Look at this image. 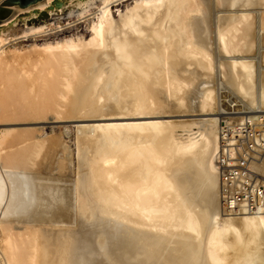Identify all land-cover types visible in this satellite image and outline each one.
<instances>
[{
  "label": "bare ground",
  "instance_id": "obj_1",
  "mask_svg": "<svg viewBox=\"0 0 264 264\" xmlns=\"http://www.w3.org/2000/svg\"><path fill=\"white\" fill-rule=\"evenodd\" d=\"M34 2L54 21L0 31V124L116 122L75 130V229L35 217L61 137L0 132V264H264V214L223 208L216 163L220 91L264 110V0Z\"/></svg>",
  "mask_w": 264,
  "mask_h": 264
},
{
  "label": "rangeland",
  "instance_id": "obj_2",
  "mask_svg": "<svg viewBox=\"0 0 264 264\" xmlns=\"http://www.w3.org/2000/svg\"><path fill=\"white\" fill-rule=\"evenodd\" d=\"M33 5H35V6H33ZM8 7H10V8H8ZM31 7H33V8H31ZM36 7H37L36 2H32V3H29L27 5H22L20 2L11 3V0L3 2L2 4H0V9L7 10V14L4 17L0 16V22H3V24L0 23V31L5 29V27L7 25L8 26L6 28H7V30H10V33H11L12 31L13 32H20L23 28H26V25L27 26H33V25H38L39 23H42V22L50 21V20L54 21V16L51 17L50 16L51 13L46 12V11H48L47 7H43V9H41V8L39 9V7H37L38 10L36 9ZM58 10H60V8H58ZM25 14L27 16H25ZM34 16H36V17H34ZM11 17H13V18H11ZM31 17H33V18H31ZM4 22H5V24H4ZM17 24H19V26ZM11 26L14 27V29L11 28ZM74 28H70V30L65 29L64 31H60L57 34L62 35V33H63V35H69V34H71L70 32H72V31H73L72 34L77 33V32L84 33V26L79 27L78 28L79 30L78 29L76 30V27H74ZM51 36H53V35H51ZM30 38H31V40H30ZM44 38L46 39L47 37H42L40 35H37L35 37H29V39L25 40V41L19 40L20 43L21 42H23V43L20 44L18 42L17 46L20 44L19 47H26L27 45L35 43V42L40 44L45 40ZM263 51L264 50H261L260 54ZM263 55H264V52H263ZM224 90L228 91L227 89H224ZM221 93H222V91H220V95H221ZM176 118L177 119L181 118L184 120L187 118L191 119L193 117L191 115H185L184 117L180 116V117H176ZM90 119L91 118L86 119V120L85 119H82V120H76L75 119V120L59 121V120H56L55 118L53 119V117L49 116V118L45 121L43 120V121H37V122H25V123L24 122L23 123L22 122H16V123H12V124H10V123L0 124V132L3 129H6V127L7 128H13V127L16 128L17 127L16 128L17 130H19V128H20V130H26L28 128L31 130V128H34L33 130L36 129V131H37L36 136H37L38 140H41V139L43 140L46 138L54 137L56 135L61 137L62 146L58 149L57 155L54 158L55 160L57 159V161L52 160V162H51L52 164L50 162H46L47 165L45 163V167L46 166L48 167V165H49L48 163H50L51 167H50V165L48 167L49 169L47 167L46 168L44 167L43 168L44 172L42 171V173L36 175V178L34 180L35 187L37 188L36 190H38V193H39L38 194V197H39L38 201L39 202L37 201L36 206H35V207H37V208H35V211L37 210L36 211L37 213L35 212L36 213L35 217L38 221L41 219V221H39V222H41L43 224V227L46 229H53V228H57V227H65V228H70V229L76 228V224H77L76 218L77 217H76V208H75V200H74V198H75V195H74V185L75 184L74 183H75L76 178H75V173H74L75 172L74 157L72 154V149H74V147H73L74 146V140L73 139L75 137V132H76L75 130H77L78 126L83 127L86 125H93V124H97V123H104V122L109 123L110 120H111V122H116V121H112L113 119L116 120V118H112V119L111 118H108V119L107 118H103V119L102 118L101 119L100 118H93L91 120ZM168 119H172V118H168ZM64 146L67 147V149H69L66 152L68 154V156L66 153L63 155L61 154V150L63 149ZM69 151H71V152H69ZM61 155H62V157L63 156L67 157L68 160H70L69 156L72 155L71 156L72 160L69 163V166H68L65 174H63V175H60L59 172L57 171V162H58V159L59 160L61 159ZM53 162L54 163L56 162V164H53ZM37 204H38V206H37ZM39 215H40V217H39ZM56 215H58V216L56 217ZM59 215L60 216L62 215V216L60 217ZM66 219H67V221H66ZM53 220H54V222H53ZM47 222H50V223H47ZM19 227H22V225H19Z\"/></svg>",
  "mask_w": 264,
  "mask_h": 264
},
{
  "label": "built area",
  "instance_id": "obj_3",
  "mask_svg": "<svg viewBox=\"0 0 264 264\" xmlns=\"http://www.w3.org/2000/svg\"><path fill=\"white\" fill-rule=\"evenodd\" d=\"M217 167L223 208L264 214V110L252 111L222 91Z\"/></svg>",
  "mask_w": 264,
  "mask_h": 264
},
{
  "label": "water",
  "instance_id": "obj_4",
  "mask_svg": "<svg viewBox=\"0 0 264 264\" xmlns=\"http://www.w3.org/2000/svg\"><path fill=\"white\" fill-rule=\"evenodd\" d=\"M20 2L22 5H27L29 3L34 2V0H13L11 3Z\"/></svg>",
  "mask_w": 264,
  "mask_h": 264
}]
</instances>
